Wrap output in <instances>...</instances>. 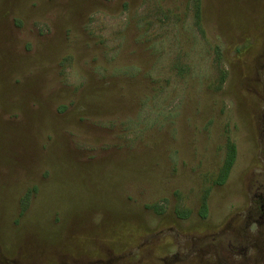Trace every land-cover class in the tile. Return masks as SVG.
I'll use <instances>...</instances> for the list:
<instances>
[{"label": "rangeland", "instance_id": "rangeland-1", "mask_svg": "<svg viewBox=\"0 0 264 264\" xmlns=\"http://www.w3.org/2000/svg\"><path fill=\"white\" fill-rule=\"evenodd\" d=\"M0 264H264V0H0Z\"/></svg>", "mask_w": 264, "mask_h": 264}, {"label": "trees", "instance_id": "trees-1", "mask_svg": "<svg viewBox=\"0 0 264 264\" xmlns=\"http://www.w3.org/2000/svg\"><path fill=\"white\" fill-rule=\"evenodd\" d=\"M228 150H229V152H228V155H227V162H226V165H225V169L223 170V177H222L223 179H221L223 181L225 180V178L228 175V170L230 169V167L232 166V164L234 162L235 153H236L235 147L232 144H230L228 146ZM223 181H221V182H223Z\"/></svg>", "mask_w": 264, "mask_h": 264}]
</instances>
